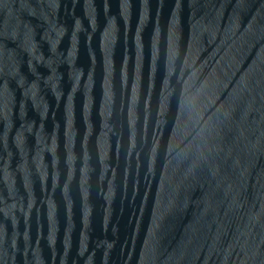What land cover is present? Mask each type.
<instances>
[{
    "label": "water",
    "instance_id": "1",
    "mask_svg": "<svg viewBox=\"0 0 264 264\" xmlns=\"http://www.w3.org/2000/svg\"><path fill=\"white\" fill-rule=\"evenodd\" d=\"M0 264H264V0H0Z\"/></svg>",
    "mask_w": 264,
    "mask_h": 264
}]
</instances>
